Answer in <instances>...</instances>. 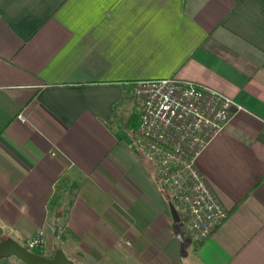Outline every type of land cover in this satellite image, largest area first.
Instances as JSON below:
<instances>
[{"label":"crops","instance_id":"crops-1","mask_svg":"<svg viewBox=\"0 0 264 264\" xmlns=\"http://www.w3.org/2000/svg\"><path fill=\"white\" fill-rule=\"evenodd\" d=\"M164 78L243 108L197 161L228 212L199 246L133 145L132 83ZM0 229L75 264H264V0H0Z\"/></svg>","mask_w":264,"mask_h":264},{"label":"built area","instance_id":"built-area-1","mask_svg":"<svg viewBox=\"0 0 264 264\" xmlns=\"http://www.w3.org/2000/svg\"><path fill=\"white\" fill-rule=\"evenodd\" d=\"M132 85L140 115L133 145L151 167L169 205L176 208L181 232L199 246L224 224L228 212L207 185L197 161L243 108L226 95L192 81L164 78ZM44 245L39 235L24 247L32 252Z\"/></svg>","mask_w":264,"mask_h":264},{"label":"water","instance_id":"water-1","mask_svg":"<svg viewBox=\"0 0 264 264\" xmlns=\"http://www.w3.org/2000/svg\"><path fill=\"white\" fill-rule=\"evenodd\" d=\"M169 207L173 221L179 224L181 219L176 208L172 204H170ZM55 236H59V227H56ZM10 257H16L24 264H75L72 260L67 258L62 250H58L54 257L48 258L28 251L25 247L11 239L0 244V259Z\"/></svg>","mask_w":264,"mask_h":264},{"label":"trees","instance_id":"trees-1","mask_svg":"<svg viewBox=\"0 0 264 264\" xmlns=\"http://www.w3.org/2000/svg\"><path fill=\"white\" fill-rule=\"evenodd\" d=\"M65 188V185H64V182L61 181V183L59 185L56 186V189H55V195L50 203V207L51 209L53 208H57V213H60L62 218L65 216L66 214V211L68 210V208L70 206H72L73 204V199H70L68 200L67 202V205L64 206V201H63V197H65V195H67L68 197L70 195L73 194V190H75L77 187H76V184H73L71 187H69L68 189H64ZM175 226L179 227L180 224H175ZM179 229V228H178ZM180 233V232H179ZM34 253H37L39 255L40 252H34Z\"/></svg>","mask_w":264,"mask_h":264},{"label":"rangeland","instance_id":"rangeland-1","mask_svg":"<svg viewBox=\"0 0 264 264\" xmlns=\"http://www.w3.org/2000/svg\"><path fill=\"white\" fill-rule=\"evenodd\" d=\"M133 118H137V117H136V116H133L132 119H133ZM133 132H134V131H133ZM133 132H131V135L133 134ZM68 200H69V198H67L66 203L64 202V206L67 205ZM32 252H34V251H32ZM16 259H17V258H16ZM2 261H5V259H4V260H0V264H1ZM3 263H4V262H3Z\"/></svg>","mask_w":264,"mask_h":264}]
</instances>
